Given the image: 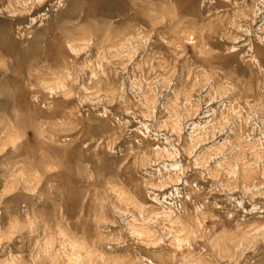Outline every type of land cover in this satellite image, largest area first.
<instances>
[{"label": "clouds", "instance_id": "1", "mask_svg": "<svg viewBox=\"0 0 264 264\" xmlns=\"http://www.w3.org/2000/svg\"><path fill=\"white\" fill-rule=\"evenodd\" d=\"M0 264H264V0H0Z\"/></svg>", "mask_w": 264, "mask_h": 264}]
</instances>
